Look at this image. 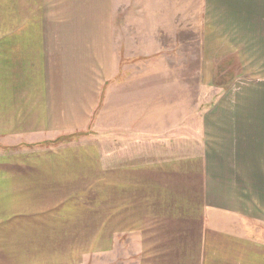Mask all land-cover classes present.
<instances>
[{
	"label": "crops",
	"instance_id": "1",
	"mask_svg": "<svg viewBox=\"0 0 264 264\" xmlns=\"http://www.w3.org/2000/svg\"><path fill=\"white\" fill-rule=\"evenodd\" d=\"M87 1L92 4L83 15L98 13L96 26L103 28L108 45L107 27L117 7L109 0ZM204 1L205 19L212 21L206 41L226 52L220 55L227 57L228 80L226 93L202 111L201 141L193 153L180 148L164 160L150 155L129 162L118 136L114 148L107 145L113 140L107 126V140L100 133L98 184L76 177L78 168L85 169L66 159L72 147H62L61 157V144L48 149L38 143L43 136L34 138L42 132L52 138L66 131L60 123L75 122L69 112L73 98L57 100L51 79L45 84L0 80V264H90L94 250L99 264H264V0ZM20 2L11 0L8 10ZM78 2L68 1L67 9L75 10ZM46 4L60 6L59 0ZM32 22L22 20L2 37L27 32L33 35L31 47L34 41L45 44L48 59L64 57L54 43L71 35L61 33L59 23L44 35L43 24L38 30L30 28ZM35 31L42 39H34ZM84 62L75 63L82 65V87L91 90L94 73ZM37 73L35 67L28 72L33 78ZM102 77L100 118L111 94L119 93L110 90L117 79L108 80V69ZM28 101L37 105L35 117ZM88 104L81 113L87 114ZM122 105L119 99L113 113ZM138 110L134 122L140 124ZM127 127L135 130L122 125L115 133L155 145L149 128L128 132ZM94 186L99 188L93 207ZM93 234L99 235L98 247Z\"/></svg>",
	"mask_w": 264,
	"mask_h": 264
},
{
	"label": "rangeland",
	"instance_id": "2",
	"mask_svg": "<svg viewBox=\"0 0 264 264\" xmlns=\"http://www.w3.org/2000/svg\"><path fill=\"white\" fill-rule=\"evenodd\" d=\"M20 1L8 10L11 0L8 6L7 0H0V80H33L45 84L51 79V91L57 100L66 102L65 97L73 98L74 105L69 112L75 122L60 123V129L66 131L53 134L52 138H44L45 132L34 138L43 136L38 143L48 149V145L61 144V157L66 153L62 147H72L66 159L71 162L74 159L77 167L82 165L85 169L78 168L76 177H91L98 184L100 133L103 132L107 140L108 127H112L113 140H108L107 145L114 148L118 136L123 141L118 145L120 152L129 162L134 161V157L142 159L150 155L164 160L178 153L180 148L186 154L196 150L201 141L198 133L202 111H206L217 96L226 93L228 80L227 57L220 55L226 52L218 50L217 43L206 41L209 36L206 30L212 21L205 19L204 0H109L117 10L111 26L107 27L108 45L102 41L103 28L96 26L100 19L98 13L83 15L84 8L92 4L87 0L76 3L75 10L67 9L70 0H59L60 6L51 5V8L46 4L50 0ZM26 19L33 20L30 28L39 30L44 26V35L47 27L49 30L51 24L59 23V31L71 35L58 38L54 43L55 52L63 53L64 57H49L50 61L45 44L34 41L31 47L33 35L27 32L18 30L13 37H2ZM83 35L90 40L81 41ZM36 37L42 39V34L35 31L37 40ZM56 58L59 62L52 66ZM81 59H85L83 65L94 73L91 90L82 87L83 71L79 70L82 65L75 63ZM34 67L38 69L35 78L28 74ZM107 69L108 80L117 79L110 90L119 93L111 94L108 111L100 118L99 88ZM119 99L124 105L117 115L113 111ZM85 103H89L87 114L80 111ZM28 105L35 117L36 103L28 101ZM137 108L140 124L134 122L139 113ZM129 124L135 130L127 127L128 132H143L149 128L156 134L155 145L149 148L147 139L138 143L135 138L126 140L115 133L116 127ZM148 152L150 154L146 155ZM98 188L93 187V207L98 205ZM98 236L93 234V246H99ZM99 259V252L94 250L90 264H99Z\"/></svg>",
	"mask_w": 264,
	"mask_h": 264
}]
</instances>
